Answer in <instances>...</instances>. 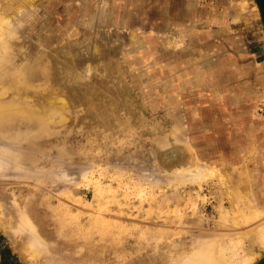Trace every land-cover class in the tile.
<instances>
[{
	"label": "rangeland",
	"instance_id": "rangeland-1",
	"mask_svg": "<svg viewBox=\"0 0 264 264\" xmlns=\"http://www.w3.org/2000/svg\"><path fill=\"white\" fill-rule=\"evenodd\" d=\"M0 1V264H174L229 237L239 264L264 212L219 208L263 173L264 0Z\"/></svg>",
	"mask_w": 264,
	"mask_h": 264
},
{
	"label": "bare ground",
	"instance_id": "bare-ground-1",
	"mask_svg": "<svg viewBox=\"0 0 264 264\" xmlns=\"http://www.w3.org/2000/svg\"><path fill=\"white\" fill-rule=\"evenodd\" d=\"M1 2V1H0ZM3 4V3H2ZM1 5V4H0ZM1 13H4V12H1ZM5 14V13H4ZM6 15V14H5ZM15 19H16V17H14ZM12 19V18H11ZM1 20V19H0ZM2 22V21H1ZM1 24V23H0ZM8 23H6V25H7ZM11 24V23H10ZM3 25V27H2V29L3 30H6V26H5V29H4V23L2 24ZM13 26V25H12ZM10 27H11V25H10ZM3 30H1V25H0V40H2L1 38V35H2V33L4 32ZM8 30H9V28H8ZM3 34H6V33H3ZM6 36V35H5ZM7 37V36H6ZM4 40V39H3ZM5 41V40H4ZM8 43V42H7ZM10 46V45H9ZM8 47V46H7ZM9 50V49H8ZM27 68V67H26ZM29 72H31V71H29ZM88 73V72H87ZM19 80H20V78H19ZM5 92H6V90H5ZM3 93V92H2ZM2 93H0V95H2ZM15 104V103H14ZM12 105V106H14V107H16L15 105ZM63 106V105H62ZM1 107V106H0ZM13 107V108H14ZM14 116H15V114H14ZM60 117H62V116H60ZM170 153H175V151L174 150H171V152ZM192 162V161H191ZM203 164H201V163H199V161H197V160H195V158H194V160H193V162L191 163V165H189L190 167H189V169H188V167H187V169H188V171L186 172V174L188 173V176L193 180V181H204V180H211L212 178H214L215 177V179H220V181L219 182H221V180H225V178H226V176L224 175V173H221V171H219V170H215L214 168H212L210 165H208V164H205L204 162H202ZM243 167V166H242ZM185 168V167H184ZM244 168V167H243ZM185 172H183V173H185ZM227 175V174H226ZM187 176V177H188ZM244 176H246V175H243V174H239V179H240V182H245L246 181V178L244 177ZM230 178H231V176H230ZM232 179V178H231ZM187 180V179H186ZM226 180H228V179H226ZM247 180H249V178H247ZM217 181V182H218ZM239 181V180H238ZM229 182V181H228ZM234 182V181H233ZM225 183H226V181L224 182V183H222V184H224L225 185ZM235 183V182H234ZM246 184H247V182H245ZM222 184H221V186H222ZM227 184V183H226ZM233 184V183H232ZM242 183H240V185H241ZM245 184V185H246ZM229 185H231V182H230V184H228L227 185V190H230L229 188H228V186ZM234 185V184H233ZM236 185H237V183H236ZM244 185V188L242 189V185L240 186L241 188L240 189H238V188H236L235 189V191L234 192H231V196L232 195H234L232 198L230 197V196H228L227 197V201L229 202V201H231L232 203H233V205L230 207V209H228L229 211H227V209H226V213L224 212V210L225 209H220L219 208V214L222 212V218H223V221L224 220H230V221H232V222H236L235 223V225L236 224H239L238 222L239 221H242V224L244 223V222H246V221H249V220H251L252 218H254V217H256V216H258V215H261L263 212H264V201L262 200V201H260V198L258 197V196H256L255 197V200L252 198L251 199V197H250V193L252 192V191H254L253 189L251 190V186L250 185H246L245 186ZM232 187V186H231ZM247 188V189H246ZM249 188V189H248ZM254 188V187H253ZM226 189H224V190H226ZM233 190V189H232ZM250 190V191H249ZM230 192H229V194H230ZM225 193H227L228 194V192H226V191H223V194H225ZM249 194V195H248ZM258 194V193H257ZM252 195V194H251ZM222 196V195H221ZM228 198H231L232 200H229ZM254 201V202H253ZM231 202H229V203H231ZM229 205V204H228ZM229 208V207H228ZM218 210V209H217ZM220 210H223V211H220ZM1 215V214H0ZM6 215V214H5ZM4 215V216H5ZM264 215V214H263ZM220 216V215H219ZM6 217H8V216H6ZM221 218V217H220ZM9 221V220H8ZM223 221H221V222H223ZM261 221V220H260ZM220 222V221H219ZM231 222V223H232ZM262 222V221H261ZM223 223H225V222H223ZM225 224H227V223H225ZM241 224V223H240ZM259 224V223H258ZM263 225H260L261 226V228H258L255 232H254V235H253V237H252V239L255 241V246H254V244H253V248H250V249H248L247 251H248V254L247 255H245L244 256V254H241L242 252H244L245 250H242L241 251V255L240 256H242L243 255V257H241V259H240V261L238 262L239 264H248L251 260H253V258L258 254L257 253V251L258 250H260L259 249V247H256V244H262L263 245V243H264V222L262 223ZM6 225V224H5ZM235 225H232V227L233 226H235ZM9 226V225H8ZM237 226V225H236ZM240 226V225H239ZM239 228V227H238ZM233 230V229H232ZM237 230V229H236ZM239 230V229H238ZM235 231V230H234ZM172 232H174V230L172 231ZM236 232V231H235ZM238 232V231H237ZM161 234V233H160ZM176 234V233H175ZM173 235V237H172V247L174 248V249H176L177 247H180L179 245L181 244V237H179V236H177V235ZM246 235V234H245ZM170 236V235H169ZM233 236V235H232ZM236 236V235H235ZM234 236V237H235ZM222 237H224V236H222ZM166 238V237H165ZM233 238V237H232ZM195 239V238H194ZM244 239V238H243ZM164 240V239H163ZM166 240V239H165ZM190 240V239H189ZM197 240V239H196ZM228 240H230V241H228ZM240 241L239 240V238H237V239H235L234 241ZM242 240V239H241ZM209 241V240H208ZM251 241V243H252V240H250ZM190 242H191V240H190ZM202 242H203V240H202ZM218 242H220V243H218ZM218 242H214L213 244H210V243H207L206 244V242L204 243V244H206V245H204V244H201L200 246H199V248L196 250V251H194V250H192L191 251V253H189V255L188 254H185V255H183V256H181V257H178V255H176V254H178V252L177 253H175V254H172V256H171V258L172 259H174V264H230L231 262H232V260H231V257H230V254H227V251L229 250V249H231L232 248V245H234V246H237L238 245V243H233V242H231V239H230V237L229 238H227V239H225V240H222V239H220ZM224 242V243H223ZM191 244V243H190ZM195 245V244H194ZM261 245V246H262ZM183 246V249H184V245H182ZM191 246V245H190ZM248 246V245H247ZM192 247V246H191ZM216 247H218V249H219V252L217 251V252H214V249L213 248H216ZM180 248H182V247H180ZM189 248V247H188ZM262 248H264V246L262 247ZM195 249V248H194ZM234 249H235V247H234ZM242 249H244V247L242 248ZM241 250V249H240ZM31 251H33L32 249H31ZM171 251H173V250H171ZM233 251V250H232ZM231 251V252H232ZM35 252V251H34ZM173 253H174V251H173ZM184 253V252H183ZM229 253H230V250H229ZM257 253V254H256ZM33 254V253H32ZM171 254V253H170ZM236 256V255H235ZM234 256V257H235ZM240 258V257H239ZM238 258V259H239ZM234 260V259H233ZM237 260V259H236ZM262 260V259H261ZM234 262H235V264H236V261L234 260ZM234 262L233 263H231V264H234Z\"/></svg>",
	"mask_w": 264,
	"mask_h": 264
},
{
	"label": "crops",
	"instance_id": "crops-1",
	"mask_svg": "<svg viewBox=\"0 0 264 264\" xmlns=\"http://www.w3.org/2000/svg\"><path fill=\"white\" fill-rule=\"evenodd\" d=\"M257 165H258V163H257ZM257 165L255 166L254 170H260V171L262 170L261 172H263V173H261V177L259 178V180L255 182V191H256V188H258L259 196H258L257 192H256V194L260 198V201H262V200L264 201V162L261 163V166H257ZM255 197H256V195H255Z\"/></svg>",
	"mask_w": 264,
	"mask_h": 264
}]
</instances>
